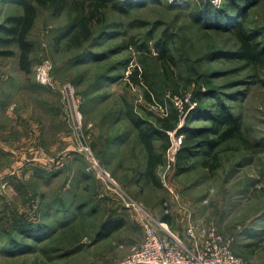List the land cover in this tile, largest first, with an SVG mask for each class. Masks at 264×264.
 <instances>
[{
	"label": "rangeland",
	"instance_id": "obj_1",
	"mask_svg": "<svg viewBox=\"0 0 264 264\" xmlns=\"http://www.w3.org/2000/svg\"><path fill=\"white\" fill-rule=\"evenodd\" d=\"M115 1L80 48L65 37L76 23L73 9L58 14L40 9L30 34L31 74L20 70L18 56L0 57V230L3 225L23 239L17 229L23 221L53 225L52 231L34 234L38 238L25 237L30 248L23 253H17L20 246L13 254L5 246L9 235L0 231V264H117L143 242L146 223L178 220L186 231L189 217L200 230L213 226L234 237L243 262L264 264V152L251 153L231 141L220 147L216 171L206 170L200 156L179 172L183 136L170 132L171 146L157 171L160 184H154L144 175L145 148L132 123L134 117L153 121L175 111L181 129L204 93L210 111L216 95L241 119L246 138L264 140V60L252 64L234 57L240 45L230 27L198 23L205 17L198 13H207L203 2L223 0H146L123 11ZM21 12L0 0V24ZM245 26L264 27L263 5L251 10ZM159 43L168 45L169 56ZM135 69L149 81L134 84ZM65 87L74 91L78 117ZM187 125L199 129L210 122L192 118ZM161 144L155 141L157 148ZM84 147L109 176L90 170ZM113 214L124 216L127 225L97 240ZM171 223L167 228L173 232Z\"/></svg>",
	"mask_w": 264,
	"mask_h": 264
},
{
	"label": "trees",
	"instance_id": "obj_2",
	"mask_svg": "<svg viewBox=\"0 0 264 264\" xmlns=\"http://www.w3.org/2000/svg\"><path fill=\"white\" fill-rule=\"evenodd\" d=\"M6 2L21 8V13L11 15L0 24V57L13 58L18 56L19 68L26 74H31L33 69L32 54L35 51V44L30 39V34L34 29L40 9H48L53 13H62L64 10L73 9L76 16V23L73 24L72 31L68 32L65 37H70L75 47H82L90 42L93 36V24L98 16L109 8L112 0H5ZM146 0L136 2V0H117L115 7L123 11L125 6L128 8H140L145 5ZM204 11L207 13H198L200 19L198 22L205 28H229L234 32L236 39L240 45L237 54L234 57L240 60L257 64L264 60V27L260 30H248L245 26L246 20L253 8L263 5L264 0H223L220 5L213 3H204ZM239 18L238 23L231 26L232 22ZM233 19V20H232ZM163 52V56H169L170 49L168 45L163 43L156 44ZM97 59V54H91ZM90 55V56H91ZM89 56V57H90ZM162 59H165L161 57ZM133 83L136 85L142 84L141 79H149L138 69L130 76ZM150 88L156 96L160 97L155 85L151 84ZM146 97L150 102H153V97L150 91L146 92ZM206 95L200 93L195 99L199 105L191 111L187 118V123L190 119L205 120L210 122L209 126L196 129L189 127L186 123L181 129L178 128L179 118L177 112L173 111L170 116L154 117L153 121H143L139 117H134L132 123L139 128V139L145 148L146 153V168L144 175L154 184H160L157 179V171L164 164L165 154L171 146L168 133L176 132L177 135L183 136L181 147L176 155V167L179 172H185L191 167L192 161L197 157H202V166L209 172L216 171L220 166V147L231 141H239L243 149L259 154L264 152V140L253 142L244 136L243 125L241 119L234 113L220 97H213L216 100L214 103V111H210L204 104ZM213 105V104H212ZM188 107V106H187ZM209 110V111H208ZM146 126V127H142ZM144 128V129H142ZM162 142L159 148L156 147L155 141ZM89 172V171H88ZM91 173V172H89ZM94 175V173H91ZM67 212L69 205H61ZM95 207H93L94 209ZM78 209H81L80 207ZM112 214V213H111ZM170 222L169 219H165ZM68 223V222H67ZM65 223L63 225L67 226ZM127 225L124 216L112 218L103 223L97 233V240L108 239L116 232H119ZM52 224L30 222L23 223L17 228L23 239H15L8 232V229H3L2 232L9 235L10 240L5 246L13 251L14 248L23 246V249L17 253H23L25 248H30V244L25 242V237L33 239L38 238L34 234L42 235L52 229ZM14 229V228H13ZM52 231V230H51ZM54 233L51 232V234ZM47 237L49 239L51 237ZM78 239L77 241H79Z\"/></svg>",
	"mask_w": 264,
	"mask_h": 264
},
{
	"label": "built area",
	"instance_id": "obj_3",
	"mask_svg": "<svg viewBox=\"0 0 264 264\" xmlns=\"http://www.w3.org/2000/svg\"><path fill=\"white\" fill-rule=\"evenodd\" d=\"M65 90L71 108L73 105V112L78 117L79 107L74 91L71 87H65ZM182 140L183 138L179 139V144H182ZM84 150L90 170L96 169L101 175L109 176L96 162L89 148L84 147ZM166 207V213H169L168 204ZM189 219L186 239L172 233L166 223L159 221L155 225L146 223L143 242L133 247L117 264H247L234 251V237H226L213 226L199 230L192 223V219Z\"/></svg>",
	"mask_w": 264,
	"mask_h": 264
},
{
	"label": "crops",
	"instance_id": "obj_4",
	"mask_svg": "<svg viewBox=\"0 0 264 264\" xmlns=\"http://www.w3.org/2000/svg\"><path fill=\"white\" fill-rule=\"evenodd\" d=\"M185 218H183L182 217V220H183V222L185 221L184 220ZM160 221V220H159ZM170 221V220H169ZM160 222H163V221H160ZM166 222V220L163 222V223H165ZM167 223H171V221L170 222H166V224ZM186 224V223H185ZM186 226V225H185ZM171 227H173V232H174V234L175 235H177V236H181V237H183L184 239H186V231L184 230V227H182L181 225H180V223L178 222V220L177 221H173V223H171ZM185 229H186V227H185ZM199 230H200V228H198ZM171 231V230H170ZM172 232V231H171ZM172 232V233H173Z\"/></svg>",
	"mask_w": 264,
	"mask_h": 264
}]
</instances>
